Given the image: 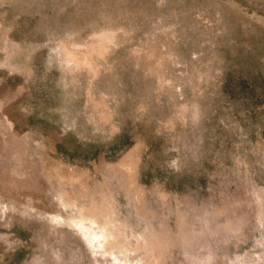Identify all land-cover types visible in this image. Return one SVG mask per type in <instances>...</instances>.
I'll return each instance as SVG.
<instances>
[{"label":"rangeland","instance_id":"rangeland-1","mask_svg":"<svg viewBox=\"0 0 264 264\" xmlns=\"http://www.w3.org/2000/svg\"><path fill=\"white\" fill-rule=\"evenodd\" d=\"M0 264H264V0H0Z\"/></svg>","mask_w":264,"mask_h":264}]
</instances>
